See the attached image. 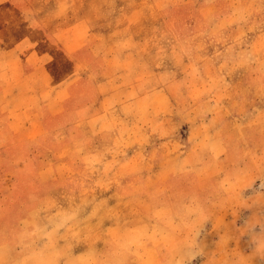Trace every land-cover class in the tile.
Wrapping results in <instances>:
<instances>
[{
	"label": "rangeland",
	"instance_id": "374dc122",
	"mask_svg": "<svg viewBox=\"0 0 264 264\" xmlns=\"http://www.w3.org/2000/svg\"><path fill=\"white\" fill-rule=\"evenodd\" d=\"M0 9L3 79L53 75L42 103L0 110V242L41 212L61 230L41 237L72 244L65 264H264V0ZM62 27L81 35L73 53Z\"/></svg>",
	"mask_w": 264,
	"mask_h": 264
},
{
	"label": "crops",
	"instance_id": "0c3cea01",
	"mask_svg": "<svg viewBox=\"0 0 264 264\" xmlns=\"http://www.w3.org/2000/svg\"><path fill=\"white\" fill-rule=\"evenodd\" d=\"M3 10L0 9V30L1 33L3 32V29L5 28L6 22L3 20V17L1 14H3ZM2 17V18H1ZM81 24L80 22L75 24L76 28L77 26ZM20 23H13L10 24V29H17L20 28ZM62 32L60 33L62 38H67V42H64L65 46L68 48V46H73L71 48H68L70 52L75 50L78 46H80V34H69L63 27L61 28ZM1 36V35H0ZM13 35L9 34L5 37H0V43L5 47V51L7 52V59L8 65L10 66V46L12 45L10 43V40H13ZM12 47V46H11ZM13 49V48H12ZM73 53V52H72ZM71 53V54H72ZM45 70L47 69L46 73L48 74L47 77L43 78L41 86H37L33 84L32 79L30 75H16L13 76L15 78L12 79H3V72L0 68V110L5 113H10L13 111L20 110L25 107L28 104H33L34 106H37L41 102V97L43 98V94L45 93L47 88L52 85V73L51 70H49L48 66L44 64ZM1 78L3 81H1ZM54 104H56V98L55 96H51L50 99H47V101L44 104L45 108H48V110H55ZM42 110V109H41ZM35 124L41 125L45 127V122L43 119L39 118H29L28 122H24L25 125H27L29 128L30 126H33ZM9 130V124L3 125L0 127V144H4L8 141V137L6 132ZM49 130H46L47 133ZM22 168L19 167L15 168V171H12L11 173H20ZM23 172V171H22ZM250 172H247L246 170H243L241 172V175L248 176ZM86 199V194L83 196H80L79 200ZM82 205V201L79 203V206ZM87 217H82L79 219L78 217H75V221L83 222L85 221ZM18 221L15 222L16 225L13 222V224L7 228L8 231V239L7 241L0 242V254L1 256L6 255H13V258L11 261L8 262H1L2 259L0 258V264H36L35 262H38V264H65L63 260L66 259H60L67 258L65 254H68V249L72 246L71 243L65 242L62 244L59 241H53V240H46L45 238L41 237V234H44L43 231L50 229L51 232L54 231H61L59 227H55L50 223L49 217L46 214H43L41 212H38L36 214H29L27 216H24L22 218L17 219ZM104 221V220H103ZM105 222V221H104ZM106 223V222H105ZM130 224V223H129ZM136 224V223H135ZM16 226V229H15ZM104 228H111L112 234L115 236H120L121 231L123 230L124 226L113 224V223H106ZM103 229V228H99ZM117 230V231H116ZM16 234V235H14ZM15 238L17 240H15ZM67 250V251H66ZM5 251V252H4ZM74 248L71 249L70 253H74ZM71 255V254H70ZM6 257V256H5Z\"/></svg>",
	"mask_w": 264,
	"mask_h": 264
}]
</instances>
